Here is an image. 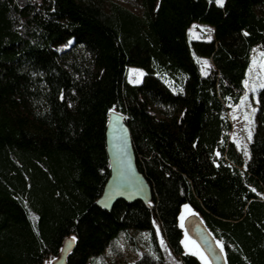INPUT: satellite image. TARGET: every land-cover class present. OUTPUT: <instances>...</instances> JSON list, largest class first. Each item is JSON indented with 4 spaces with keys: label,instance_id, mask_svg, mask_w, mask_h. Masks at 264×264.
<instances>
[{
    "label": "trees",
    "instance_id": "16d2710c",
    "mask_svg": "<svg viewBox=\"0 0 264 264\" xmlns=\"http://www.w3.org/2000/svg\"><path fill=\"white\" fill-rule=\"evenodd\" d=\"M131 1L141 12L117 0H0V264H46L68 237L67 264L107 250L122 264L118 240L142 231L155 254L133 264H202L181 245L185 204L226 264H264V88L247 160L229 116L254 48L264 52V0ZM195 23L212 37L192 38ZM197 56L211 60L205 72ZM128 66L144 71L140 83ZM111 110L125 116L151 205L96 204Z\"/></svg>",
    "mask_w": 264,
    "mask_h": 264
},
{
    "label": "rangeland",
    "instance_id": "374dc122",
    "mask_svg": "<svg viewBox=\"0 0 264 264\" xmlns=\"http://www.w3.org/2000/svg\"><path fill=\"white\" fill-rule=\"evenodd\" d=\"M117 1H119L121 4L125 5L127 8H129L130 10L134 12H137V13L141 12L139 5L135 3L134 1H131V0H124V1L117 0ZM190 36L192 38L210 39L212 37V28L207 24L195 23L190 27ZM72 45H73V41H70L66 46L62 47L60 50L62 51L68 50ZM254 50L255 51L252 55V59H251L249 69L247 71V75L245 79V81L247 80L249 84L247 87L245 86V92L240 97L238 102L235 104H231L229 108V116H230V120L232 124L231 132H230V139L235 143L237 148L243 152L244 160H247V158L249 157V143L251 141V139L249 140V132H251V136H252L254 122H255L254 121L255 113L258 107V102H257V90L259 89L258 85L264 82V78L260 80L257 79L258 75H260L261 77H264V72L261 71L258 65L255 67L252 66L253 59L260 60L261 59L260 54L263 51L258 47H255ZM196 59L200 63L203 72H205L211 66V60L206 57L197 56ZM204 61H207V66H205ZM143 75H144V71L141 68L134 67V66H128L126 68L127 79L132 83H136V84L140 83ZM253 84L257 85V90L255 92L251 90ZM253 109H255V111H253ZM149 110L158 119L169 118L168 111L161 106L159 107L157 105L150 104ZM246 116L248 117L247 119L245 118ZM238 144L240 145L239 147H238ZM244 145H247L246 151L248 152V156H245L244 154V151H245L243 147ZM185 205H188V204H185ZM191 212L195 213L192 209H191ZM182 213L185 215V220L183 221V227H181V221L179 219V226L182 230L181 241L184 240L185 233H187L189 240L194 241L195 244L199 247V249L202 252H204L202 248L200 247V245L198 244V242L196 241V239L194 238L193 233H192L195 220L199 219L200 221H202L201 218L196 213L195 215L189 214L184 209V207L182 208ZM157 231L159 232L158 235H157ZM156 235H157V239L159 243L161 240H163L164 242V239L162 238L159 227H156ZM132 241H133V244L130 240H126L125 236L124 237L122 236L121 239L118 240L120 251L122 253L121 254L122 255L121 259L123 262L122 264H133L134 260L139 258L143 252L155 254L153 246L151 245L150 240H149V234L147 232H143V231L140 232L137 235V240L135 239L136 243L134 242V240ZM217 241L218 240L216 239V242ZM181 245H182L184 253L193 255L191 244L189 245L188 249L185 248L184 244L181 243ZM162 247H164V244ZM194 256H196L202 264H212L206 254H205L206 262L201 261L198 255H194ZM114 258L115 256L113 252L107 250L105 252L104 260H102L101 258L95 259L90 264H104V263L117 264ZM51 261L52 260L48 261L49 264L51 263Z\"/></svg>",
    "mask_w": 264,
    "mask_h": 264
},
{
    "label": "water",
    "instance_id": "95a60500",
    "mask_svg": "<svg viewBox=\"0 0 264 264\" xmlns=\"http://www.w3.org/2000/svg\"><path fill=\"white\" fill-rule=\"evenodd\" d=\"M105 137L109 175L96 204L108 211L120 199L126 202L140 200L151 205L153 187L137 166L129 128L123 114L116 110L109 112ZM192 233L212 264H226L224 253L217 247L216 239L199 219L195 220ZM72 247L73 239L66 238L60 255L50 264H67V255Z\"/></svg>",
    "mask_w": 264,
    "mask_h": 264
},
{
    "label": "snow or ice",
    "instance_id": "6c2138e0",
    "mask_svg": "<svg viewBox=\"0 0 264 264\" xmlns=\"http://www.w3.org/2000/svg\"><path fill=\"white\" fill-rule=\"evenodd\" d=\"M216 2H217V4H218V6H221V7H222V6H223V2H224V0H216ZM209 31H210V30H209ZM245 35H247V33H245ZM260 56H261V59H260V60L253 59V61H252V66L255 67V66L258 65L259 68L261 69V71L264 72V52H262V53L260 54ZM204 64H205V66H207V61H204ZM250 70H251V69H250ZM262 78H264V77H261L260 75L257 76V79H258V80H260V79H262ZM244 83H245V86H246V87H247L248 84H249V82H248L247 80H246ZM258 87H259V88H264V82L260 83V84L258 85ZM251 90L255 92V91L257 90V85H256V84H253ZM253 111H255V109H253ZM245 118L247 119L248 117L246 116ZM250 139H251V132H249V140H250ZM239 146H240V145L238 144V147H239ZM243 147H244V149H245V151H244L245 156H248V152L246 151L247 145H244ZM253 191H255V189H253ZM183 207H184V209H185L189 214H191V215H195V213L191 212V209L189 208L188 205H184ZM184 220H185V215L182 213L181 216H180L181 227H183V221H184ZM158 234H159V232L157 231V235H158ZM72 239L75 240V237H73ZM160 243H161V245L163 246V244H164L163 240H161ZM181 243L184 244V246H185L186 249H188L189 245L191 244V246H192V254H193V255H198V256L200 257L201 261H205V262H206V257H205L204 252H202V251L199 249V247L195 244L194 241H190V240H189V238H188V236H187V233H185V238H184L183 241H181ZM216 244H217V247H219L220 250H221V252H222V251H223V244H222V242L217 241ZM46 264H49V262H46Z\"/></svg>",
    "mask_w": 264,
    "mask_h": 264
}]
</instances>
